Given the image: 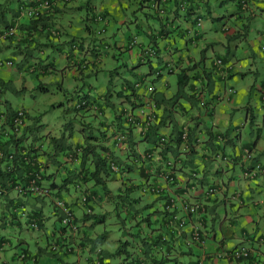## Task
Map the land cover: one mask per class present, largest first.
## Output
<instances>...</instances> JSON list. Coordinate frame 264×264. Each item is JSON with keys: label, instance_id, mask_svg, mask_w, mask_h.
Masks as SVG:
<instances>
[{"label": "crops", "instance_id": "crops-1", "mask_svg": "<svg viewBox=\"0 0 264 264\" xmlns=\"http://www.w3.org/2000/svg\"><path fill=\"white\" fill-rule=\"evenodd\" d=\"M11 1L13 0H0V14L4 12L0 17V30L17 20L19 23L15 36L0 38V55L8 50L13 53H25L24 49L31 48H39L41 53H45L47 46L58 42L61 45V57L71 60L68 72L88 83V91L79 89L73 99L75 111L81 113L83 110L82 113L89 114L91 118L89 121H81V132L84 133L78 136L75 142L69 141L73 138L74 126L72 121L65 123L64 131L53 135L58 139L60 149H64L60 152L66 154L64 163L59 160L60 157L54 158L53 154L48 155L49 161L44 158V163H48L44 187L48 190H58L72 203L81 222L80 231L72 235L75 252L62 258L66 264H94L92 260L97 257H102V264H113L111 257L115 253L102 248L100 241L106 240V235L94 233L97 221H93L91 215L96 214L94 206L104 207L111 200L108 201V196L105 197L103 189L95 185L94 180L83 181L84 174L88 173V170H94V150L101 157L109 153L134 165L135 171L118 175L125 184L133 185L129 189L133 191L124 197L127 199L120 200L124 202L122 206L127 213V219L132 218L140 227H143L144 222L148 230H145V239L141 242V253L135 257L132 255L131 259L121 264H132L134 261L136 264H196L201 257L206 258L205 264H264V145L261 143L262 135L252 142H247L241 132V127L247 126L248 123L252 130L257 123L254 105L262 113L264 123V0H239L237 4L232 2L235 0H134L141 3L143 8L153 9L158 15V11L152 6L156 1L165 9L164 15L156 14L160 19L159 26L149 25V30L139 40L137 35L128 39L126 34L108 32L112 20L120 19L118 23L127 22L124 14L116 13L115 8H127L133 0H106L100 9L96 8L93 2L90 3V0H52L51 13L39 20L17 16L20 3L34 0H19L16 9H10L13 15L8 19L4 8L7 10L6 5ZM164 4H167V9ZM83 7L87 13L81 15L78 20L82 19L85 27L74 26L76 11ZM95 14L101 15L103 20L96 21ZM200 19L202 23L199 26ZM64 20L68 23L62 24ZM73 27L75 31L88 34L79 35ZM101 29L104 31L99 33ZM70 33L79 35V48L74 47V42L71 46L72 54L62 49L65 48L63 42L68 43V40H64V35ZM149 36H153V41L147 42ZM134 38L136 44L129 47ZM236 42L244 47V56H241V59L236 56L239 47L234 45ZM152 45L157 47L154 56L146 53V49L154 47ZM232 46L234 49H231ZM98 47L107 50L104 51L105 56L101 57L97 51ZM118 50L126 52L123 66L128 69L130 75L121 78L119 91L108 87L99 92L89 80L98 78L99 69L106 66L105 62L109 57L113 60ZM22 55L24 54H21V57ZM45 58L49 60L48 56ZM218 59H223L222 66L217 63ZM6 60L10 61L8 66H17L15 72L24 69V64L21 68L15 58ZM238 60L241 63L237 62ZM26 62L30 72H38L35 74L42 78V84L45 81L64 82L63 77L54 75L57 69L52 67L51 63H39L34 66L29 61ZM147 62L150 65L149 73L144 72L142 66ZM157 70H162L159 77L155 74ZM166 74L177 75L178 91L170 89V80L167 76L164 78ZM252 74L255 80L250 82ZM21 75V84H27L29 77L27 76L26 80L25 76ZM117 75L122 76L118 70H113L110 81ZM142 78L146 83L139 89H133L131 85ZM157 80L160 85H157ZM149 84L155 87L152 94L147 90ZM82 96L86 97L89 103H94L99 111L90 107L76 109L75 103ZM151 98L156 102L161 114L159 127L152 128L146 134H140L138 129H130L126 142L118 145L116 134L124 129L120 114L127 110L134 112L140 103H148ZM202 101H205L204 106L201 105ZM1 102L7 106L6 101ZM212 103L215 104L213 109ZM207 122L212 125L208 126ZM93 125L97 126L100 135H94L92 132L85 134L86 129L91 130ZM29 128L32 129V126L29 125ZM184 129L189 132L188 150L183 149L180 137ZM260 129L259 127L258 130ZM160 135H166L168 138L163 151L158 148V141L155 142ZM88 137L91 138L87 139ZM35 139L38 140V137ZM52 142L54 143V140L50 138L42 146L51 145ZM71 149L78 152V157L68 161L67 152ZM247 149L253 152V161L245 156ZM147 150L154 151V158L143 167L135 164L134 156ZM171 161L174 162L176 174V182L172 184L166 183L160 175L166 163ZM254 162L259 163L263 170L256 177L248 179L244 177V170ZM3 167L4 163L0 160V170ZM133 173L139 175L137 180L132 177ZM146 181L164 186V196L143 192ZM117 183L116 180V185ZM209 187H216V193L211 198H205L204 194ZM94 190H97V196L93 194ZM84 192L95 196L89 206L88 202H81ZM120 192L126 191L124 189ZM166 196L175 199L176 214L186 219L187 232L194 227L200 228L205 240L203 247H187L183 237L177 238L173 235V225H178V222L172 219L173 214L166 209ZM39 199H30L27 204L31 209L41 208L44 212L45 204L38 203ZM41 199L45 202L44 198ZM112 199V202L116 201V197L113 196ZM135 199L139 202L136 203ZM6 201L10 206L17 201L16 193L12 189L7 192ZM184 201L204 202L205 214L191 217L183 208ZM132 209L135 210L134 213ZM46 222L38 233L37 241L46 237L53 229L52 225L54 227L52 223L48 230ZM8 223L14 228L22 227V221L18 219ZM7 241L3 239L0 243L3 245ZM19 243L28 247L27 249L38 257L36 264L55 259V256L46 257L47 254L38 247V243L34 244L35 249L24 240ZM241 244L250 247V256L239 260L229 257L230 250ZM87 249L90 252L96 251V255H87ZM99 249L101 252H98ZM136 257L138 260H135ZM14 259L18 260L16 253ZM83 259L86 263H83ZM21 264L29 263L21 261Z\"/></svg>", "mask_w": 264, "mask_h": 264}, {"label": "rangeland", "instance_id": "rangeland-1", "mask_svg": "<svg viewBox=\"0 0 264 264\" xmlns=\"http://www.w3.org/2000/svg\"><path fill=\"white\" fill-rule=\"evenodd\" d=\"M112 1V0H108ZM239 0L232 1L233 3H238ZM19 0H13L9 2V5H6L7 10L4 11L6 13V17L8 19L11 18L13 15V12L10 10L11 8L17 7ZM27 2V1H26ZM24 2V4H26ZM77 2V1H76ZM93 2V5L96 8H101L105 3L106 0H90V3ZM20 6V4H19ZM19 6L17 7V10L19 9ZM164 6L166 7L167 4ZM162 8H164L161 5ZM116 13L124 14V17L127 19L126 23H118V20H112L110 28L108 29L109 33H117L119 32L120 35L126 34L127 38L129 39L134 37V35H137L138 40L142 39L146 32L149 30V25L158 27L160 24L159 15H161L159 12V15L154 12L153 9H148L146 7H142L141 3H136L134 0L132 3L126 8V7H120L117 6ZM167 9V7H166ZM87 13V10L85 7L79 9L76 11V16L74 21V26L79 27H85V22L81 19L78 20L81 15H85ZM115 13V14H116ZM158 16H157V15ZM163 14V13H162ZM165 14V13H164ZM163 14V15H164ZM98 14H95L94 16H97ZM86 17V16H85ZM23 19H29L27 17H24ZM148 22V25H147ZM68 21L64 20L62 24H67ZM75 27H73V30ZM7 28H3L1 31H5ZM79 35L86 36L88 32L84 31H75ZM86 34V35H84ZM79 35H74L70 33L69 35H64V40L68 43H64L62 45L65 46V48H62L64 50H67L70 54L73 53V49L71 46H73V43H79L78 38ZM153 36H149L147 39V42L153 41ZM78 40V41H77ZM72 43V45H71ZM237 44L239 47L237 48V58L241 59V56H244V47L239 42L234 43V45ZM153 48H157L155 45ZM61 48V45L58 44V42H53L49 46L45 48V53H41L39 48H31V49H24L25 53H13L10 50L6 51V53L0 55V59L3 61L4 64L0 65V78L6 82L12 81V83L7 84L6 90L0 92V110H7V106L4 105L1 101H8L9 105L15 109V110H23L25 108L29 115H26L25 120L28 125L32 126V129L28 127L24 128L21 131V137L22 141L20 143V148L22 147V151L25 149L29 150H38L39 153H41V157L47 159L48 161L50 158H48V155L54 154V146L55 142L51 145H43L46 143V141L50 138H53V135L61 134L64 131V125L67 122L72 121V124L74 126V135L73 138L69 141L75 142L76 138L78 136H82L84 132H81L82 128V122H85L86 120L89 121L91 118H89V114L82 113L83 110H81V113H78L73 108V103L75 100L76 91L79 89H82L84 91H88V83L82 81V79H78L74 76H72L68 70L70 66V61L67 58L61 57V54L59 52V49ZM99 48V47H98ZM97 48L98 53H100L101 57L103 55L105 56L106 49L103 48ZM231 49H234V46H232ZM112 50V49H111ZM112 52V51H110ZM21 54L22 55L21 57ZM211 55H213L211 53ZM48 56L49 60H47L45 57ZM13 57L17 61H19L18 64H20L22 68V64H24V69L22 68V71L15 72V68L17 66H8L6 64L7 58ZM126 52H120L117 51L116 57L112 60L111 57H109L108 61H106V66L103 69H99L98 72V78L90 79L89 82H92L94 86L99 90V92L104 91L106 88H112L115 91L120 90V81L124 78L125 75H130V72L128 71L125 66H123L124 60H126ZM27 58V59H26ZM244 58V57H243ZM74 61V58L72 59ZM243 60V59H242ZM29 61L32 65L38 66L39 63L47 65L48 63L52 64V67L55 66L57 71L54 73L55 76H60V78L63 77L64 82L63 83H51L49 81H45L44 84L41 83L40 77H38L36 74L38 72H35L34 74L30 72V70L27 67V62ZM237 62H240L238 60ZM143 71L146 73H149L150 65L148 62L146 64H142ZM75 67V65H74ZM73 68V67H72ZM113 70H118L119 73L122 74V76H113L112 80L110 81V74ZM21 74L25 76V79L27 80V76L29 77V81L27 84L22 85L20 82V79L22 78ZM168 77L170 80V89L174 92L178 91V84H177V75L176 74H166L165 77ZM122 78V79H121ZM255 80V76L250 75V82ZM87 81V80H86ZM157 85H160L161 83L157 80ZM206 85H208V82H205ZM24 87V89L22 88ZM26 87V88H25ZM208 87V86H206ZM18 88V89H17ZM43 88H46L43 90ZM215 87L212 89L214 90ZM2 90V85L0 84V91ZM187 91V89H186ZM69 98V100H67ZM118 103V102H117ZM76 105V103H75ZM215 104L212 103L211 109H213ZM119 107V103L117 105ZM27 113V114H28ZM254 114L257 119V123L254 124V129H251V125L248 123L247 126L241 127V132L243 134V139L247 142H252L258 138L259 135H262L261 137V143L264 145V123H263V115L259 111V109L254 105ZM39 119V120H37ZM208 126H211V122L206 123ZM261 128L258 130V128ZM87 135L91 134L92 132L94 135H100L99 130L97 129L96 125H93V128L90 130V128L86 129L85 131ZM260 133V134H259ZM47 135V137L45 136ZM49 135V136H48ZM35 137H38V140L35 139ZM44 138V142L42 143V139ZM10 143L13 142V140L9 137ZM55 141V140H54ZM21 151V152H22ZM71 150L67 152V155H70ZM60 157V158H59ZM66 157L65 152L58 153L54 158L58 159L64 163L63 159ZM46 160V161H47ZM48 164V163H47ZM50 165V164H49ZM67 166H69L67 164ZM48 170V169H47ZM64 174V170L62 171ZM62 174V175H63ZM132 177H136V180L138 179L139 175L137 173L131 174ZM114 179H118L116 176H113ZM108 186L112 189L116 187V180L110 179L108 181ZM114 193H117V188L113 190ZM115 197V196H114ZM37 201V200H36ZM38 203L45 204L44 205V212L45 210H49V199L46 200V203L43 199H39ZM35 202V201H34ZM123 201L118 200L114 202L107 203L104 207H101L99 205H96L95 211L98 216H102L105 214V220L96 222L95 224V234H105L106 240H101L100 244L102 248L115 252L120 250L119 253L115 254L111 257L113 264H121L122 262H125L128 259L132 258V255L140 254L141 253V242L143 239H145V230L147 231V225L143 222L142 226L140 227L135 221L131 219H127V213L125 210H123ZM10 213V205L2 204L0 205V237H4L8 241L1 245L0 243V264H21L20 260L15 261L14 255L18 252V244L19 241H26L31 244L32 249L36 248L35 242L37 241L38 233L39 231L32 228L27 224L26 217L23 216L22 218V227L21 228H14L9 225L2 226V220L5 219V213ZM78 212V211H77ZM135 210L132 209V213H134ZM54 208H51L49 210L48 214V221L46 222L47 229L50 230V225L53 223L55 216L53 215ZM93 221H96L95 218L92 219ZM126 221V222H125ZM81 224V222H80ZM18 227V226H16ZM53 228V225L51 226V229ZM11 243V244H10ZM86 254L90 255L93 254L96 255V251L90 252L88 249L86 250ZM83 263H86V260L83 259ZM132 264H135V262H132Z\"/></svg>", "mask_w": 264, "mask_h": 264}, {"label": "clouds", "instance_id": "clouds-1", "mask_svg": "<svg viewBox=\"0 0 264 264\" xmlns=\"http://www.w3.org/2000/svg\"><path fill=\"white\" fill-rule=\"evenodd\" d=\"M66 1V0H65ZM157 5H159V7L161 8V9H163V14L165 13V9L164 8H162L161 7V3L160 2H155L152 6L154 7V9H156L161 15H163L160 11H159V9L157 8ZM97 16H101V15H97ZM97 16H95V20H96V17ZM18 17H20V18H22L23 16H18ZM102 17V16H101ZM24 18V17H23ZM30 19V18H29ZM31 20V19H30ZM37 20V19H36ZM102 20H103V17H102ZM102 20H96V21H102ZM202 20V19H201ZM18 23H19V20H17L16 21V23H15V27H16V30H17V25H18ZM16 34V33H15ZM15 36V35H14ZM1 38V37H0ZM136 44V38H134L131 42H130V45H129V47H134V45ZM74 47L75 48H79V44H74ZM150 49H153L154 51H155V54H156V49L155 48H153V47H151V48H149V49H146V53L147 54H149L150 56H154L155 54H150ZM8 62V61H7ZM7 62H6V64H7ZM10 62V61H9ZM7 65H9V64H7ZM84 67H85V65H84ZM79 69V68H78ZM155 74H156V76L157 77H159L160 75H162V70H157V71H155ZM138 83H140V86H137V84ZM146 83V80L144 79V78H142V79H139L138 81H136L133 85V89H139V88H141L144 84ZM149 86H153V85H148L147 86V90H148V92L149 93H154L155 92V87H154V90L153 91H149ZM82 101H86L87 102V105H81V106H79V104H80V102H82ZM155 105L156 106V109H157V118H156V121H153V122H151V123H149V124H145L144 123V121H143V118H142V116L140 115V110L141 109H143V108H150L152 105ZM88 108V107H90L91 109H93V110H96V111H99V108H97L96 107V105L94 104V103H89V101L87 100V98L86 97H80L79 99H78V101H76V105H75V108L76 109H84V108ZM18 110V109H17ZM17 110H15V111H17ZM24 111H25V113H26V115H28L27 114V111L25 110V109H23ZM1 112H6L7 114H8V111L7 110H0V113ZM101 113V112H100ZM9 115V114H8ZM131 115H134V116H138L137 118H136V121H137V123H132V122H128V117L129 116H131ZM9 116H11V115H9ZM120 118H121V124H122V126L124 127V129L122 130V131H120V132H118L117 134H116V142H117V144L119 145V144H123V143H125L126 142V140H127V134H128V132H129V130L130 129H138L139 130V132H140V134L142 133V134H146V133H148L152 128H154V127H156V126H158L160 123H161V114H160V112H159V107L157 106V104H156V102L151 98L150 99V102H148V103H140L139 104V106L136 108V110H134V112L133 111H131V112H129L128 110L127 111H125V112H123V113H121L120 114ZM29 125L26 123L25 124V126L23 127V129L24 128H26V127H28ZM22 129V130H23ZM21 130V131H22ZM21 135V133L17 136V137H15L14 135H12L10 138L13 140V144H12V146H14V139H16V140H18V142L19 143H21V141H22V137L20 136ZM0 136H3V135H0ZM166 135H162V137H161V139L163 138V137H165ZM188 136H189V132H188V135H187V139L184 141V142H182L183 144V149L184 150H188L189 149V143H188ZM122 137V138H121ZM121 138V139H120ZM5 140H9V138H7V139H5ZM161 140H160V142L158 143V148L160 149V151H163L164 150V146H163V144H161ZM162 143H164V142H162ZM15 147V146H14ZM43 147V146H42ZM24 151H26V152H24ZM0 153H2L3 154V156L2 157H0V160L4 163V167L3 168H1V170H0V178L2 177V175H1V171L3 170V169H8L11 165H13L14 167H13V169H11V170H16L17 169V165L16 164H14V160H18L17 162H18V164L19 165H22V167H24V169H26V173H25V175H23V180L22 181H19V182H16V183H11V182H5V184L3 185L2 184V182H0V205H2V204H6L7 203V201H6V196H7V192H9V190L10 189H12L15 193H16V197L18 198V197H20V198H23V204H18V200L15 202V203H13V205H11V207L13 208V210H10V213H7L6 211H4V213H5V219L4 220H2V226H7V225H9V223H8V221H13V216H12V214H11V211H14V215H17V217H15V221L18 219V220H21L22 221V218H23V213H24V211H26V212H28V210L30 211V212H32V209L28 206V205H26L25 203H24V200L26 199V198H31V199H34V198H37V197H40V198H44L45 199V203H46V200L47 199H49V210L51 209V208H54V213H53V215L55 216V220L53 221V223H54V227H53V229H54V231H56V230H62V229H64L63 230V232H58L59 234H61L62 236H63V239H65V238H67V237H69V238H71V242L70 243H67V254H73L74 252H75V249H76V246H75V244H74V241H73V239H72V235L74 234V233H77L78 231H80V226H81V224H80V221L78 220V218H77V216H76V211H75V208H74V206H73V204L72 203H70L67 199L65 200L62 196V194L58 191V190H48L46 187H44V185H43V182H44V180H45V177H46V174H47V172H46V170H47V168H48V164L45 162L44 163V158L43 157H41V153H39L38 152V150H29V149H25V150H23L22 152H21V157H22V159H23V161L21 160V158H19V159H17V155H16V153L14 152V151H12V152H9V153H6L5 151H4V149H0ZM147 153H151L152 154V157L151 158H146V159H143V155H145V154H147ZM159 153H161V152H159ZM13 154V156H14V158H13V160H10V156L9 155H12ZM248 155H250V157H248ZM105 156H112V155H110L109 153L108 154H106V155H104V157ZM154 156H155V153H154V151H152V150H147V151H145V152H143V153H141V154H139V155H135L134 156V162H135V164H137L138 166H140V167H143L144 166V164L146 163V162H148V161H150L151 159H153L154 158ZM245 156L249 159V160H252L253 161V158H254V154H253V152L251 151V150H249V149H247V151H246V153H245ZM78 157V152L77 151H74V150H72L71 149V153H70V155H68V157H67V159H68V161H72V160H75L76 158ZM113 157V156H112ZM9 160V163H8V160ZM22 161V162H21ZM169 163L170 162H167L166 164H168L169 165ZM252 165H253V163H252ZM259 165V169H261L260 171H258V173L255 175V176H253V177H247V176H245V173L247 172H244V177H246V178H254V177H256L260 172H262V168H261V165L259 164V163H256V165L253 167L252 166V168H256L257 166ZM33 167H34V169H33ZM251 168V169H252ZM37 170V172H39V174H40V179L38 180V186H39V188H40V193L39 194H35V195H30L29 197H24V196H22L20 193H18L16 190H15V186L17 185V184H20V183H22L23 181H24V179H25V176L27 175V173L28 172H30L31 170ZM250 169V170H251ZM9 170V169H8ZM28 170V171H27ZM144 184H147V181L144 183ZM197 186V185H196ZM78 187H79V185H78ZM216 187H209L207 190H206V193L204 194V197L205 198H211L212 197V195H214L215 193H216ZM173 199V198H172ZM174 201H175V199H173ZM60 202H62L63 203V205H61L60 204ZM81 202H83V203H85L86 202V198H85V196H84V194H82V196H81ZM171 202V201H170ZM176 202V201H175ZM190 203H200V204H202L203 205V207H204V209H205V211L204 212H202V211H197V212H195V213H192V212H190L189 210H187L186 208H185V206H186V204H190ZM168 204V203H167ZM170 204V203H169ZM7 205V204H6ZM168 206V205H167ZM167 206H166V209L170 212V213H172L173 215V220H175V222H178V225L177 224H174L173 225V235L175 236V237H177V238H180V237H183L184 239H183V241H184V243H185V245L187 246V247H194V246H197V245H200V246H204V242L203 243H194V244H192V245H189L188 243H187V239L189 238V236H190V233H191V231L192 230H194L196 227H194L192 230H190L189 232H187L186 230H185V227H186V219L185 218H182V217H180L179 215H177L176 214V204H175V206H174V209L173 210H169L168 208H167ZM11 207H10V209H11ZM64 208H67V209H69V212H70V214H69V216H71L72 217V219L68 222V223H66V224H64L63 223V219L65 218V217H67L68 216V214L66 213V211L64 210ZM183 208L189 213V215L192 217V216H196V215H199V216H203L204 214H205V212H206V205H205V203L204 202H202V201H194V202H190V201H184L183 202ZM49 210L48 211H46L45 210V212H42L44 215L45 214H49ZM26 217V222H27V224H29L28 223V221L29 220H33V219H35V218H31L30 217V215L28 214V216H25ZM47 219H48V215H47ZM182 220H184L185 222H184V224H182L181 223V221ZM45 222H46V220H45ZM31 227H34V229H36L37 230V227L36 226H31ZM197 228H199V227H197ZM52 229V230H53ZM199 230H200V228H199ZM200 232L202 233V231L200 230ZM74 236V235H73ZM3 239H5L4 237H0V241L1 240H3ZM62 239V240H63ZM202 239H203V241H205L204 240V235H203V233H202ZM5 240H7V239H5ZM6 243V242H5ZM4 244V243H3ZM241 245H243V244H241ZM241 245H237V246H241ZM237 246H235V247H237ZM244 246H247V245H244ZM234 247V248H235ZM250 248V247H249ZM60 246L59 245H57V246H55V250H56V252H58L59 253V251H60ZM232 250V249H231ZM230 250V251H231ZM98 252H101V249H99L98 250ZM115 254H117V253H119V251H115L114 252ZM66 254V255H67ZM114 254V255H115ZM205 259L206 258H204V257H201L200 259H198V261H197V263L196 264H198V262L200 261V260H203V262H204V264H205ZM243 259V258H242ZM92 262L94 263V264H102V257L100 258V257H97L96 259H93L92 260Z\"/></svg>", "mask_w": 264, "mask_h": 264}, {"label": "trees", "instance_id": "trees-1", "mask_svg": "<svg viewBox=\"0 0 264 264\" xmlns=\"http://www.w3.org/2000/svg\"><path fill=\"white\" fill-rule=\"evenodd\" d=\"M36 1L37 0L27 1V2L25 1L26 4H24V2L20 3L19 9L17 10V16H19L21 14L22 8H24L26 6L34 5ZM40 1H44V0H40ZM48 1L52 5V0H48ZM67 1H70V0H67ZM52 9H53V5L51 6V9L49 11H46V14H43V15L41 14L37 20L41 19L45 15L50 14ZM3 14H4V12L0 14V17ZM31 20H36V19H31ZM15 23H16V21L13 24L7 26L6 28L9 29L10 27L15 26ZM1 30H0V32H1ZM103 31H104V29H101L99 31V33H102ZM10 37H13V36H10ZM219 60H220V62H218ZM218 61H217V63L220 66H222L223 62H224L223 59H218ZM0 84L2 85V90L0 91L2 93V91L6 90V86H7V84H9V82H5V81L0 80ZM181 84H183V82ZM131 86L133 87L134 85H131ZM6 103H7L8 114L9 115L15 114L16 113L15 109H13L9 105L8 101H6ZM201 105L204 106L205 105V101H202ZM156 127H159V126H156ZM155 133H157V130H155ZM185 133H187V135H188V129L182 130V133L180 135V137L182 139V142L185 141V139L183 138ZM115 134H116V132L113 133V135H115ZM161 137H162V135L158 136V139L155 140V142L158 141V143H159L160 140H161ZM89 138H91V137H88L87 139H89ZM163 138L165 139V141L163 143V146H164V149H165V146L168 143V138L166 136L163 137ZM188 138H189V136H188ZM54 140H55L54 142H56V144H55V147H54V152L55 153L53 154V156H56L58 153H60V151H63L64 149H60V146H58L59 145L58 144V139L55 138ZM12 144H13V142L10 143V139L9 140H5L4 136H0V148L4 149V151L6 153L14 151L16 153V155H17V159L21 158V160L23 161V159L21 157L22 147L20 148V143L18 142V140L14 139V146L15 147L12 146ZM102 148L105 149L104 147H102ZM93 149L94 148H92V151H93ZM93 153H94V155L96 157L95 161H94V163H95L94 170L93 171L88 170V173H85L84 176H83L84 177L83 181L94 180L95 185H99L103 189L102 193L105 195V197L108 196L107 197V198H109L108 201H110V200L112 201L113 200L112 198H113V196H115L113 194H116V196H115L116 197V201H118L120 199L126 200L127 198H124V197H126L129 192L133 191V189L129 190L130 187L133 186V185L125 184L124 180L122 178H119L118 175H122L124 173L129 174L130 172L135 171L134 168H133L134 165L128 163V161H126V160H123L121 158L119 159L118 157H115L114 155H113V157L112 156L101 157L100 155H98V153L95 150L93 151ZM17 161L18 160H14V164L17 165V169L16 170L3 169L1 171L2 177L0 178V182H2L3 185L5 184V182H11V183L14 184L16 182H19V181L23 180V175H25L26 169H24V167H22V165H19ZM8 163H9V160H8ZM114 164H116L117 167H118L116 170L112 169V165H114ZM255 165H256V162H254L253 165L251 164V165L247 166L246 169L244 170V172L250 170L252 168V166L254 167ZM174 168H175L174 167V162L171 161L169 163V165L166 164V166H164L162 171L160 172L161 173L160 174L161 177L164 178L166 183L172 184V183L176 182V174H175V169ZM33 169H34V167H33ZM113 176H116L118 178V179H116L117 182H118L117 185H119L118 187L116 185L117 193L113 192V190L115 188L112 189L107 184L110 179L115 180V179L112 178ZM80 182H82V179H80ZM80 185H81V183H80ZM124 189H125L126 192L121 193L120 190H124ZM142 191L146 192V193H149V195L164 196L163 193L166 192V188L164 186H162L161 184H157L155 182L147 181V184H144V187L142 188ZM83 194H84V196L86 198V202L85 203L88 202V206H89V203H91L92 199H94L95 196H97L98 192H97V190L93 191V194L95 196L93 194L91 195V193H86V192H84ZM62 197L66 200V198L64 196H62ZM37 198H40V197H37ZM165 198L167 199L168 204L172 200V198L169 197V196H166ZM30 199L31 198H26L24 200V203L26 205H28L27 203H30ZM17 200H18V204H23V198L18 197ZM135 202L138 203L139 200L135 199ZM94 209H95V206H94ZM10 210H13V208L11 207ZM27 213L30 215L31 218H35L33 220L31 219V220L28 221L29 226H36L37 230L41 231L42 230L41 228L44 226L45 220H47V215L48 214L44 215L42 213L41 208H37V209L34 208V209H32V212H30L28 210ZM11 214L13 216V221H15V217H17V215H14V211H11ZM91 215H92V218H95L97 222L104 221L105 220V216H106L104 214L102 216H98L95 213H93ZM32 228H34V227H32ZM63 230L64 229H62V230L60 229L59 231L63 232ZM59 231L58 230L54 231V229H53V230H51V231H49L47 233L46 237H44V238L40 239L39 241L35 242V243H38V247L40 246L41 250H43L47 254V255H45L46 257L53 258L55 256L54 257L55 259L53 261L47 262V260H45L46 263H43V264H66V261L63 260L62 258L67 254V243L71 242V238L67 237V238L63 239V236L58 233ZM57 245H59L60 248H61L59 253L56 252V250H55V246H57ZM27 248L28 247H25L24 245L19 243L18 244V252L16 253V258L18 260H21L22 262H28L29 264H36L37 261H38V257L35 254H32L31 251L29 249H27ZM118 251L120 252V250H118ZM137 258L138 257H136L135 260H138ZM134 262H135V264L137 263L136 261H134Z\"/></svg>", "mask_w": 264, "mask_h": 264}, {"label": "built area", "instance_id": "built-area-1", "mask_svg": "<svg viewBox=\"0 0 264 264\" xmlns=\"http://www.w3.org/2000/svg\"><path fill=\"white\" fill-rule=\"evenodd\" d=\"M51 6L52 5L48 0H44V1L37 0L34 5H30V6H26V7L22 8L20 16L27 17L30 19H38L41 14L42 15L46 14V11H49L51 9ZM157 8L159 9V11L161 13L164 12L163 9H161L159 7V5H157ZM96 20H102V17L97 16ZM201 21L202 20L200 19V21L198 22L199 26L202 23ZM15 33H16V27L12 26L9 29H6L5 31H1L0 37L14 36ZM150 54L151 55L155 54V51L153 49H150ZM218 62H220V60ZM3 64H4L3 62H0V65H3ZM7 64H10V62L8 61ZM137 86H140V83H138ZM153 90H154V87L149 86V91H153ZM81 105H87V102L82 101V102H80L79 106H81ZM140 115L142 116L145 124H149L153 121H156V118H157L156 106L153 104L150 108L141 109ZM25 117H26V113L24 110H17L16 113L11 115V116H9L6 112H1L0 113V135H3L5 139L11 137L12 135L17 137L21 133V130L23 129V127L26 124ZM137 117L134 115L129 116L128 122H132L134 124L137 123V121H136ZM183 138L185 140L187 139V133L184 134ZM161 141L164 142L165 139L162 138ZM162 142H161V144H163ZM24 152H26V151H24ZM2 156H3V154L0 153V157H2ZM9 156H10V160H13V158H14L13 154L9 155ZM151 157H152L151 153H147V154L143 155V159L151 158ZM248 157H250V155H248ZM13 167L14 166L11 165L8 169L11 170V169H13ZM117 168L118 167L116 164L112 165V169L116 170ZM259 168L260 167L258 165L256 168H252L251 170H248L245 173V176H247V177L255 176L258 173V171L261 170ZM39 179H40L39 172H37L36 169L31 170L25 176L24 181L15 186V190L24 197H29L30 195L39 194L40 193V188L38 186V180ZM60 204L63 205L62 202H60ZM175 204H176V202L172 199L170 204H168L167 208L169 210H173ZM185 208L192 213H195L199 210L202 212L205 211L203 205L200 203L186 204ZM64 210L68 214V216L63 219V223L66 224L72 219V217L69 216V214H70L69 209L64 208ZM23 215L28 216V213L26 211H24ZM184 222H185L184 220L181 221L182 224H184ZM203 242L204 241L202 239V233L200 232L199 228L196 227L194 230L191 231L190 236L187 239V243L189 245H192L194 243H200L201 244ZM228 255H229V257H231L234 260L247 258L250 255V248L248 246H244V245L237 246V247L233 248L229 252ZM198 264H204L203 260H200L198 262Z\"/></svg>", "mask_w": 264, "mask_h": 264}]
</instances>
